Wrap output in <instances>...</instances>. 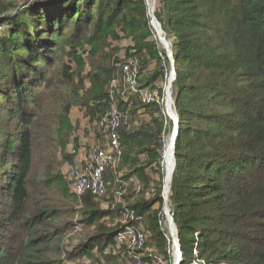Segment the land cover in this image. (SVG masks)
<instances>
[{
	"label": "trees",
	"instance_id": "1",
	"mask_svg": "<svg viewBox=\"0 0 264 264\" xmlns=\"http://www.w3.org/2000/svg\"><path fill=\"white\" fill-rule=\"evenodd\" d=\"M18 6L0 0V132H7L6 138L0 137V264H48L47 253H56L55 239L65 231L54 226L59 215L52 203H32L40 192L32 178L33 126L42 116V110L35 113L32 106L38 104L37 88L47 82L44 70L61 54L76 62V68L61 63L65 102L52 109L55 120L47 126L50 137L55 132L64 159L72 162L65 148L79 143L73 107L82 109L103 141L98 120L107 110L111 82L124 61L116 55L112 66L93 63L82 76L84 54H98L108 39L127 38L132 43L127 55L134 53L140 60L139 84L157 86L163 50L146 0H38L16 10ZM154 13L176 65L172 97L179 133L169 205L185 255L182 264L194 258L196 233L199 256L208 262L264 264V0H156ZM152 59L159 67L143 74ZM120 106L127 109L129 124L123 129V155L116 171H123L125 181L139 183L127 190L133 188L135 196L128 199L134 202L125 206L126 193L117 211L142 216V225L148 219L152 253L165 255L159 223L165 183L161 150L171 126L166 128L155 102L132 95ZM144 115L150 121H142ZM149 169L156 170L155 176ZM46 176L49 188L58 187L63 196L81 201L87 227L97 226L75 251L94 259L95 248L104 254L110 246L129 262L128 251L117 240L123 219L113 228L100 222L116 206L104 210L92 194L79 196L61 170ZM149 190L154 196L147 200ZM50 225L54 230L47 228ZM143 259L153 264L149 252ZM110 262L118 264L113 258Z\"/></svg>",
	"mask_w": 264,
	"mask_h": 264
},
{
	"label": "rangeland",
	"instance_id": "2",
	"mask_svg": "<svg viewBox=\"0 0 264 264\" xmlns=\"http://www.w3.org/2000/svg\"><path fill=\"white\" fill-rule=\"evenodd\" d=\"M16 1L18 4L21 2H25L26 0H13ZM34 2L38 3V0H33ZM32 1V2H33ZM20 10V9H19ZM17 12V11H16ZM155 12V11H154ZM155 14V13H154ZM152 25V20H151ZM161 25V24H160ZM153 27V25H152ZM154 28V27H153ZM162 29V26H161ZM4 31V25L3 29ZM155 35L156 31L154 29ZM167 40V39H166ZM169 43V40H167ZM132 46V43L127 38H122L121 40H106L104 44L103 50L98 54L91 56L88 53L84 54V58L86 61L85 70L82 73V76H86L87 73L93 67V63L96 65H110L112 66V61L114 56H118L119 58H123L128 54L127 48ZM171 49V46H170ZM67 55H60L59 59L51 66L47 67L44 71L46 72L47 82L44 83L42 86L37 88V92H39L37 98V102L33 105V110L35 113L38 111V108L42 110V116L40 120H38L34 126L33 130L35 131V141H34V163H33V170H32V178L37 185V190L40 192H36L34 198L32 199V203L38 202L40 206H45L47 203H52L58 211V220L55 222L56 227L65 231L64 235H58L55 239V244L52 247V251L47 253V260H49L48 264H53L52 260H57L56 264H115L114 262H110L111 258L118 264H132L130 261L128 262L124 256L118 255V252L110 248L108 246L102 254L98 251L97 248L93 250L94 259L88 257L87 255L80 254L78 251H75V248L78 244L87 242L89 237L96 233L97 226L91 225L87 227V225L82 221L83 220V209L84 206L82 205L81 201H77L74 198L66 197L61 194L58 187L56 188H49L46 185V174L48 173L51 175H56L58 170H61L63 174L66 176L70 188L74 190V179L75 177L72 175L74 170L75 160L78 159V165L81 167H85V164L88 160L90 151L93 145H98L100 141V136L98 129L95 127L93 122H90L88 118H86L82 114V109L80 107H73L72 118L74 122L76 121V125L78 126L76 132H74L75 136L78 138V146L75 147L73 143L66 145L65 151L66 153L73 155L72 162L66 161L62 155V151L59 145V141L55 135V132H52V135L47 133L48 132V124H52L54 122V117L52 116V109L53 108H60L61 104H64L65 101H62L67 91H64L66 87L60 86V80L63 79L61 71V63H71L73 68H76V62H72ZM159 67V63L157 59H152L147 67L144 70L143 74H148ZM162 74V73H161ZM79 79L76 78L74 82V86H77ZM163 74L159 77L158 81H156V85L162 87L164 84ZM85 85L88 87L90 86L89 79L85 77ZM142 121H150V117L148 115H144L140 117ZM175 125H173L174 127ZM172 127V129H173ZM171 129V128H170ZM172 131V130H171ZM170 130L167 131L166 139L170 134ZM7 132L2 131L0 132V137L6 138ZM13 135V134H12ZM98 135V137H97ZM100 141V142H99ZM95 142V143H94ZM55 145V146H53ZM73 149L76 150L73 153ZM163 154V153H162ZM164 159V155H163ZM150 168V167H149ZM152 169V168H151ZM147 170L149 174L154 175L156 170ZM154 171V172H153ZM120 174L116 172H110L107 176L109 184H108V195L106 197L97 198L99 200L98 204H100V208L104 210L108 209L110 204H114L116 207L115 209H108L104 214L103 218H101L100 222L102 224H106L108 228H113L114 226L120 224L121 220L124 216L117 211L118 206H124L118 201L116 197V193L121 190L122 182L120 180L125 181L123 178L124 174L123 171H119ZM115 173V175H114ZM2 179H0V183ZM166 188V183H165ZM127 193V192H126ZM125 193V194H126ZM135 192L133 188L125 195L124 197V204L125 206L130 205L134 202V198L128 199V196L134 197ZM139 195V194H138ZM147 200L152 199L154 196V192L149 190L148 193L144 195ZM140 197V196H139ZM135 197V199L139 198ZM121 204V205H120ZM155 205L153 207L154 210H157ZM147 219V217H146ZM53 225L48 226L50 230H54ZM148 226V219L147 222L143 224V227ZM145 227V228H146ZM45 231H43L44 233ZM112 254V255H111ZM105 255H109L106 257ZM111 255V256H110ZM109 260H108V259ZM55 264V263H54Z\"/></svg>",
	"mask_w": 264,
	"mask_h": 264
},
{
	"label": "built area",
	"instance_id": "3",
	"mask_svg": "<svg viewBox=\"0 0 264 264\" xmlns=\"http://www.w3.org/2000/svg\"><path fill=\"white\" fill-rule=\"evenodd\" d=\"M148 12L151 16L150 0H146ZM154 3L153 11H155ZM152 18V16H151ZM152 25L156 31L155 39L163 51L160 52L161 65L163 67L164 84L160 86H141L139 84L140 60L138 55L131 53L124 56V61L120 66V74L111 82L109 95L110 101L105 114L98 120V128L100 130L103 141L93 146L85 167L78 165V159L75 160L72 175L74 179V192L79 196L90 193L96 198L108 195V178L110 172H116L119 162L123 155L122 134L123 129L129 124V115L126 108L120 106V102L128 103L132 95H136L144 103L155 102L162 108V113L166 120V128L171 126L170 132L175 131L173 125L177 118L175 102L172 97V84L175 79L176 65L173 62V55L170 51V43L166 45L163 37L166 39L165 33L159 31L152 19ZM0 30L2 28L0 27ZM173 127V129H172ZM172 130V131H171ZM179 130L176 131V135ZM165 144L166 136L163 135ZM165 147V145H164ZM163 151L161 150V166L165 173ZM76 150L73 149V153ZM121 190L116 193L118 201H122L123 195L127 192L131 185H138L137 180L123 181ZM163 208L159 214V223L163 228L166 239V254H153L149 239L152 233L142 225V216L136 215L133 211L126 209L122 223L124 228L118 233V243L125 247L129 254V261L132 264H147L143 259L146 252L152 256L153 264H182L185 255L181 247L178 229L174 220L173 212L169 205V193H167L165 184L162 191ZM132 223H131V222ZM198 233H196V241L193 246L194 258L190 264H218L206 261L205 258L199 256ZM228 264V263H220Z\"/></svg>",
	"mask_w": 264,
	"mask_h": 264
},
{
	"label": "bare ground",
	"instance_id": "4",
	"mask_svg": "<svg viewBox=\"0 0 264 264\" xmlns=\"http://www.w3.org/2000/svg\"><path fill=\"white\" fill-rule=\"evenodd\" d=\"M173 139L172 134L170 133L165 141V147L163 151L164 155V168H165V180L166 183V191L170 193V184L172 180L173 168H175V155L174 148L172 145ZM164 183V184H165Z\"/></svg>",
	"mask_w": 264,
	"mask_h": 264
},
{
	"label": "water",
	"instance_id": "5",
	"mask_svg": "<svg viewBox=\"0 0 264 264\" xmlns=\"http://www.w3.org/2000/svg\"><path fill=\"white\" fill-rule=\"evenodd\" d=\"M31 3L32 1H25V2H21L19 4V6L17 7L16 10L20 9L25 3ZM154 3H155V0H150V4H151V16H152V19L154 21V23L156 24V27L159 31H162L161 29V25H160V22L157 20L155 14H154V11H153V7H154ZM163 40L164 42L166 43V45H169L168 41L163 37ZM171 51V50H170ZM173 62L175 63V60L173 58ZM174 129L175 131H173L171 134H172V139H173V142H172V145H173V148H174V155H175V143H176V138L178 136V134L176 135V131L179 130V118H178V115H177V118H176V121H175V126H174ZM175 165H176V162H175ZM174 165V166H175ZM174 170V168H173Z\"/></svg>",
	"mask_w": 264,
	"mask_h": 264
},
{
	"label": "crops",
	"instance_id": "6",
	"mask_svg": "<svg viewBox=\"0 0 264 264\" xmlns=\"http://www.w3.org/2000/svg\"><path fill=\"white\" fill-rule=\"evenodd\" d=\"M73 117V116H72Z\"/></svg>",
	"mask_w": 264,
	"mask_h": 264
}]
</instances>
